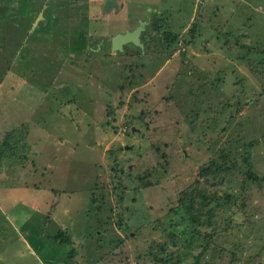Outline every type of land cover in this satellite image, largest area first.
I'll return each instance as SVG.
<instances>
[{"label": "rangeland", "instance_id": "obj_1", "mask_svg": "<svg viewBox=\"0 0 264 264\" xmlns=\"http://www.w3.org/2000/svg\"><path fill=\"white\" fill-rule=\"evenodd\" d=\"M105 1L0 0V264H264V0ZM190 194L215 213L181 251Z\"/></svg>", "mask_w": 264, "mask_h": 264}, {"label": "trees", "instance_id": "obj_2", "mask_svg": "<svg viewBox=\"0 0 264 264\" xmlns=\"http://www.w3.org/2000/svg\"><path fill=\"white\" fill-rule=\"evenodd\" d=\"M151 17V21L149 24V27L151 31H154L156 33L160 32V24L159 21L161 20V18H158L157 13H153V15ZM149 30H146V32H148ZM144 35H146L145 33L142 34V37H145ZM163 36L164 37V41L167 43H173L175 41V37L174 34L171 33L170 31H164L163 32ZM142 41V39H141ZM226 153L224 151H222V155L223 157L225 156ZM228 156L231 157V155L229 153H227ZM212 166H213V171L214 174L216 175L217 173H221L223 170L225 171V165H217L215 162H212ZM247 178L249 180H258L256 176L253 175V173L251 172V170L249 169L247 172ZM147 185H143V187H146ZM199 197L201 198V202L200 204H196L195 199L193 198V195H188L184 198H181L179 200L180 204L176 207H173L172 210L167 213L168 217H172L177 219V222L174 223V220L172 222H167L168 224V228H169V240L171 243V247L175 248V249H180L181 251L183 249L185 250H192L194 247V243H199V241H201L200 239V230L199 227L203 224V222L201 221V218H203V216L206 214L208 215V219L207 222L209 223L211 220V217L214 216V208L210 209V210H206V208L208 207V203L210 200H212L211 198H208L205 195H199ZM226 204L230 202L231 198L229 196H227L226 198ZM213 201V200H212ZM195 204V206H194ZM223 205H218L217 204V208H221ZM165 217V218H168ZM179 225H184V227L180 230V232H178V234L174 233L175 230L179 227ZM178 235H181L182 237L179 238ZM208 237V236H207ZM206 241V239H205ZM206 248H207V244H205L203 246V249L199 251L198 257L196 259V264H200L201 262H203L204 260V253L206 252ZM168 247L167 244H161L160 248H158L157 250V254L154 256V264H179L180 260L179 258L175 257V254L177 256V253H173L172 251H168ZM180 254L181 258L185 255L184 253H178Z\"/></svg>", "mask_w": 264, "mask_h": 264}, {"label": "water", "instance_id": "obj_3", "mask_svg": "<svg viewBox=\"0 0 264 264\" xmlns=\"http://www.w3.org/2000/svg\"><path fill=\"white\" fill-rule=\"evenodd\" d=\"M110 9L117 10V0H106L103 5L102 15L109 12ZM149 24V19H146L145 21H139L138 26L132 30L125 33H118L111 39V48L113 52H122L123 46L131 44L137 48H139L141 51L144 49V45L142 44L140 40L141 34L145 31V26ZM134 131V130H132Z\"/></svg>", "mask_w": 264, "mask_h": 264}, {"label": "flooded vegetation", "instance_id": "obj_4", "mask_svg": "<svg viewBox=\"0 0 264 264\" xmlns=\"http://www.w3.org/2000/svg\"><path fill=\"white\" fill-rule=\"evenodd\" d=\"M137 26H138V25H137ZM137 26H136V27H137ZM136 27H135V28H136ZM135 28H134V29H135ZM134 29H133V30H134ZM126 32H128V31H126ZM124 33H125V32H124ZM117 34H118V33H117ZM121 34H122V33H121ZM141 38H142V35L140 36V40H141ZM141 42H142V41H141ZM142 44H143V43H142ZM110 45H111V43H110ZM128 45H129V44H128ZM130 45H131V44H130ZM123 47H124V46H123Z\"/></svg>", "mask_w": 264, "mask_h": 264}, {"label": "crops", "instance_id": "obj_5", "mask_svg": "<svg viewBox=\"0 0 264 264\" xmlns=\"http://www.w3.org/2000/svg\"><path fill=\"white\" fill-rule=\"evenodd\" d=\"M21 240L23 241V239L21 238ZM28 246V245H27Z\"/></svg>", "mask_w": 264, "mask_h": 264}]
</instances>
